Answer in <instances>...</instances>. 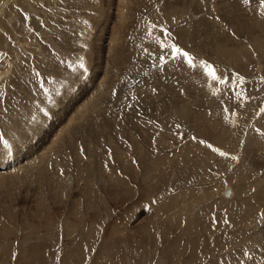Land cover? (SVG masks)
Instances as JSON below:
<instances>
[{
  "label": "rangeland",
  "instance_id": "obj_1",
  "mask_svg": "<svg viewBox=\"0 0 264 264\" xmlns=\"http://www.w3.org/2000/svg\"><path fill=\"white\" fill-rule=\"evenodd\" d=\"M0 137V264H264L261 0H0Z\"/></svg>",
  "mask_w": 264,
  "mask_h": 264
},
{
  "label": "snow or ice",
  "instance_id": "obj_2",
  "mask_svg": "<svg viewBox=\"0 0 264 264\" xmlns=\"http://www.w3.org/2000/svg\"><path fill=\"white\" fill-rule=\"evenodd\" d=\"M244 3H246V4L250 3V0H244ZM261 4H262V6H264V0H261ZM170 47H171L172 54H173L174 58H175V56L179 55V56L187 58L190 65L193 64V58L190 57L188 52L184 51L183 49H180L175 44H172ZM202 63H206V62H202ZM80 67H84V65L81 64ZM0 139H2V137H0ZM3 143L6 147L9 146L7 140H3Z\"/></svg>",
  "mask_w": 264,
  "mask_h": 264
},
{
  "label": "bare ground",
  "instance_id": "obj_3",
  "mask_svg": "<svg viewBox=\"0 0 264 264\" xmlns=\"http://www.w3.org/2000/svg\"><path fill=\"white\" fill-rule=\"evenodd\" d=\"M160 1H161V0H160ZM162 1H163V0H162ZM174 1H175V0H174ZM167 2H168V1H167ZM164 3H165V2H164ZM118 5H119V4H118ZM154 5H156V4H154ZM170 5H171V4H170ZM164 6H165V5H164ZM176 6H177V5H176ZM154 7H155V6H154ZM158 7H159V6H158ZM158 7H157V8H158ZM179 7H180V6H179ZM132 8H133V7H132ZM164 8H166V6H165ZM164 8H163V9H164ZM167 8H168V7H167ZM150 9H151V8H150ZM172 9H174V7H173ZM166 10H167V9H166ZM105 11H106V10H105ZM153 11H154V10H153ZM150 12H151V11H150ZM131 13H133L132 10H131ZM170 13H171V11H170ZM174 13H175V12H174ZM98 16H99V15H98ZM149 17H150V16H149ZM167 21H168V20H167ZM145 22H146V21H145ZM97 27H98V26H97ZM93 29H94V28H93ZM98 37H99V36H98ZM97 49H98V48H97ZM173 107H174V106H173ZM87 117H88V116H87ZM56 135H57V134H56ZM227 189H228V190H226V193H225V194H226L227 197H230V196H231V189H230V188H227ZM228 191L230 192V194H229Z\"/></svg>",
  "mask_w": 264,
  "mask_h": 264
},
{
  "label": "water",
  "instance_id": "obj_4",
  "mask_svg": "<svg viewBox=\"0 0 264 264\" xmlns=\"http://www.w3.org/2000/svg\"><path fill=\"white\" fill-rule=\"evenodd\" d=\"M228 190V189H227ZM229 192V191H228ZM229 194H230V192H229Z\"/></svg>",
  "mask_w": 264,
  "mask_h": 264
}]
</instances>
